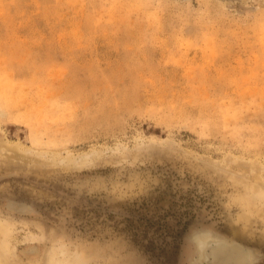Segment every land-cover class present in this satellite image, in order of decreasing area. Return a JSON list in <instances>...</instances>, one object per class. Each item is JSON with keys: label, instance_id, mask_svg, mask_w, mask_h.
<instances>
[{"label": "rangeland", "instance_id": "obj_1", "mask_svg": "<svg viewBox=\"0 0 264 264\" xmlns=\"http://www.w3.org/2000/svg\"><path fill=\"white\" fill-rule=\"evenodd\" d=\"M0 80L29 160L0 154L15 262L191 264L207 231L264 264V202L234 185L264 187V0H0Z\"/></svg>", "mask_w": 264, "mask_h": 264}, {"label": "bare ground", "instance_id": "obj_2", "mask_svg": "<svg viewBox=\"0 0 264 264\" xmlns=\"http://www.w3.org/2000/svg\"><path fill=\"white\" fill-rule=\"evenodd\" d=\"M1 81V80H0ZM7 83H9L7 81ZM12 85V84H11ZM0 86H1V83H0ZM3 87V86H2ZM12 87V86H11ZM13 90V88H12ZM2 91V89H1ZM5 100V99H4ZM2 101V100H1ZM5 112V111H4ZM4 112H1L0 111V116L1 117H6L8 116V113H4ZM7 146V145H6ZM16 148V147H15ZM14 149V147H13ZM11 148L8 147H5L4 144H2L0 142V154L2 156H4L5 160L8 162V163H20V162H26V161H29L28 159L25 160V157H22L21 158H17L16 156H14V150ZM18 149V147L16 148ZM97 153V152H96ZM94 157L89 156V157H86L85 155L79 157L77 159V164L79 163L80 164V167H82L83 165L85 166V164H83L85 161H87L86 159L90 158L91 160L93 158H95L97 156V154H93ZM70 158V157H69ZM231 158V157H230ZM24 159V160H23ZM61 159V158H60ZM59 159V160H60ZM68 159H62L59 161V165H66L67 166V163L69 161H72V160H69L67 161ZM54 161V160H53ZM56 161V160H55ZM67 161V162H66ZM91 162V161H90ZM96 163V161H93ZM239 162V161H238ZM242 162V161H241ZM240 162V164H241ZM244 162V161H243ZM242 162V163H243ZM55 163V162H54ZM54 163H51V165H53ZM70 163V162H69ZM197 163V162H196ZM199 163V162H198ZM216 163V162H215ZM246 163V162H245ZM249 163V162H248ZM255 163V162H254ZM256 163H258L256 161ZM37 164V163H35ZM71 164V163H70ZM68 164V165H70ZM79 164L78 166H74V169L75 167L76 168H79ZM83 164V165H82ZM90 164V163H89ZM211 164V168H212V163ZM247 164V163H246ZM246 164H242L243 166H247ZM253 164V163H252ZM55 165V164H54ZM82 165V166H81ZM194 165V164H193ZM215 165V164H214ZM221 165V164H220ZM257 165V164H256ZM37 166V165H36ZM201 166V165H200ZM210 166V165H209ZM208 166V167H209ZM249 166V165H248ZM247 166V167H248ZM18 168V166H16ZM47 167V166H46ZM61 167V166H60ZM68 167V166H67ZM71 167V166H70ZM195 168V166H193ZM216 167V165L214 166ZM224 167V166H223ZM226 167V166H225ZM254 167V166H253ZM256 167V166H255ZM260 167V165H259ZM50 168V167H49ZM62 168V167H61ZM65 168V167H64ZM72 168V167H71ZM240 168V167H239ZM250 168H252V166H250ZM208 170L207 171H214L213 169H209L207 168ZM255 169V168H254ZM259 169V168H257ZM255 169V171H259ZM72 170V169H71ZM205 170V169H204ZM232 170V169H231ZM247 170V169H246ZM245 170V171H246ZM239 171V170H238ZM251 171V170H250ZM254 171V173H255ZM244 172V170H243ZM247 172V171H246ZM243 176L244 174L241 173ZM250 174V173H249ZM248 174V175H249ZM246 175V173H245ZM233 176V175H232ZM236 176V175H235ZM240 176V175H239ZM240 176L239 178H236L234 177V180H235V183L234 185L237 186L239 188H241V191L242 192H245V194H248L249 195H253L251 197H244L242 192L241 194H237L238 196H240V200H239V203L238 204H244L246 203L245 205H249L252 201H253V198L257 197L258 198H255V199H259L261 202H264V190L261 188V186L263 187V185L257 183L256 179H250L252 180L251 183H248L246 182V177L244 176ZM245 178V179H244ZM248 178V176H247ZM260 181V180H259ZM262 182V181H261ZM237 184V185H236ZM261 185V186H259ZM237 188V187H235ZM264 188V187H263ZM240 190V189H239ZM235 191H237L235 189ZM240 192V191H239ZM251 193V194H250ZM248 195V196H249ZM236 196V197H238ZM239 198V197H238ZM258 200V201H259ZM18 201V200H17ZM20 201V200H19ZM16 202V201H15ZM23 202V201H22ZM234 202V201H233ZM238 202V201H237ZM259 203V202H258ZM25 204V203H24ZM24 204H19V203H8V209L12 212H18V213H23V212H26L27 210V206H25ZM28 204V203H27ZM252 207H256V206H253V204L251 203L249 206ZM263 205V204H261ZM29 206V205H28ZM32 206V205H31ZM263 208V207H261ZM261 210V209H260ZM263 210V209H262ZM254 211V210H252ZM251 210H249V213L248 214H251L252 213ZM28 212V211H27ZM17 213V214H18ZM257 213V212H256ZM261 213V212H259ZM254 215V214H253ZM257 215H259L257 213ZM263 215V214H262ZM262 215H259V216H262ZM26 216V215H25ZM247 216V215H246ZM249 216V215H248ZM5 217V216H4ZM14 217V216H13ZM19 217V216H18ZM255 217V215H254ZM8 218V217H7ZM12 218V217H11ZM15 218V217H14ZM247 222H248V219L246 218L245 219ZM244 221V220H243ZM15 225V224H13ZM11 225L8 224L7 222L5 221H1L0 219V264H16V263H19L21 264V261L20 262H15L14 258H16L15 256H13V250H12V245H11V240H14L13 238H11V229L13 227H10ZM24 226V225H23ZM198 229V228H197ZM245 232L246 230L243 229ZM14 231V230H13ZM194 232H192L190 236V241L193 243V247H194V252H195V256L196 259H194L193 262H191V264H253L256 263L255 261L257 260L258 256L260 255H256V253L252 252L251 250H247L245 248V246H242L240 245V243H237L236 241H230V239H228L229 241H227L224 236V238L218 236V235H215V234H212L211 233H208L207 231L202 233V234H199V233H196L193 234ZM219 234V233H218ZM236 234V233H235ZM234 235V234H233ZM232 235V236H233ZM237 235V234H236ZM223 236V235H222ZM235 236V235H234ZM12 237H14L12 235ZM238 237V236H237ZM34 238H36L34 235L31 237V240H34ZM38 238V237H37ZM188 238V237H187ZM230 238V237H229ZM232 238V237H231ZM235 238V237H233ZM188 240V239H187ZM232 240V239H231ZM37 247V246H36ZM36 247H33V248H30L28 253H36L37 252V248ZM57 247V246H55ZM67 247V246H66ZM249 247V246H248ZM68 248V247H67ZM252 249V248H251ZM48 251H46L45 253H43L42 257H40L34 264H78L80 258L78 255H74V256H71L68 251H64V252H50V248L47 249ZM52 251V249H51ZM259 253V252H258ZM25 254V253H24ZM13 258V259H11ZM17 259V258H16ZM19 259V258H18ZM33 264V263H31Z\"/></svg>", "mask_w": 264, "mask_h": 264}]
</instances>
